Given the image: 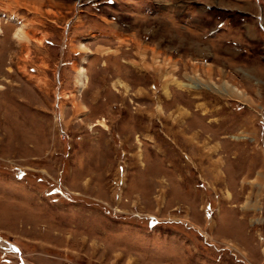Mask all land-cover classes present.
I'll list each match as a JSON object with an SVG mask.
<instances>
[{"label": "rangeland", "instance_id": "obj_1", "mask_svg": "<svg viewBox=\"0 0 264 264\" xmlns=\"http://www.w3.org/2000/svg\"><path fill=\"white\" fill-rule=\"evenodd\" d=\"M0 264H264V0H0Z\"/></svg>", "mask_w": 264, "mask_h": 264}, {"label": "bare ground", "instance_id": "obj_2", "mask_svg": "<svg viewBox=\"0 0 264 264\" xmlns=\"http://www.w3.org/2000/svg\"><path fill=\"white\" fill-rule=\"evenodd\" d=\"M8 244V243H7Z\"/></svg>", "mask_w": 264, "mask_h": 264}]
</instances>
